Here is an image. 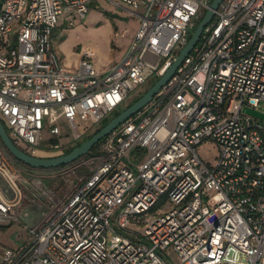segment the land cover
<instances>
[{
	"label": "built area",
	"instance_id": "obj_1",
	"mask_svg": "<svg viewBox=\"0 0 264 264\" xmlns=\"http://www.w3.org/2000/svg\"><path fill=\"white\" fill-rule=\"evenodd\" d=\"M89 1H1L0 119L30 154L82 139L163 75L213 0H108L138 19L122 60L98 70L86 48L72 70L52 33ZM262 102L264 0H222L165 84L101 141L102 162L50 197L52 215L3 246L0 264H264V119L243 111ZM204 140L216 163L200 156ZM11 160L0 140V170L18 190ZM14 206L0 193V222L17 219Z\"/></svg>",
	"mask_w": 264,
	"mask_h": 264
},
{
	"label": "rangeland",
	"instance_id": "obj_2",
	"mask_svg": "<svg viewBox=\"0 0 264 264\" xmlns=\"http://www.w3.org/2000/svg\"><path fill=\"white\" fill-rule=\"evenodd\" d=\"M88 3L89 9L86 14L82 18L74 17L73 24L68 23L69 13H62L58 17L59 22L52 33V44L61 62L72 70L78 69L81 55L86 48L93 52L92 61L98 70L121 61L138 24L137 17L130 13L127 6H116L108 0H90ZM204 14V12L200 14L198 21ZM122 29L129 31L125 35H116V31ZM149 85L146 82L139 84L135 90L130 92L126 102H132L142 95L149 89ZM125 106L126 104L119 110H123ZM259 107L264 109V102ZM90 131L92 129L87 130V132ZM78 141L62 144L61 149L52 150L40 147L36 151V155L54 156ZM100 147L101 143L96 144L89 153L70 161L72 164L54 166L53 168H33L20 163L11 155L16 164L11 160L9 167H12L16 172L18 190L11 179L0 170V193L3 194L6 201L15 203L14 213L18 217L10 222H0V245L15 248L27 242L29 239L28 228L42 226L55 210L50 197L54 202L63 200L72 192L83 176L102 162ZM197 150L204 160L216 163L218 149L215 142L204 140L198 145ZM86 158L93 163L82 164ZM161 203V201L157 202L150 214H157ZM127 227L142 233L144 224L129 221ZM163 254L165 257L177 259L176 254L170 252L169 249Z\"/></svg>",
	"mask_w": 264,
	"mask_h": 264
},
{
	"label": "water",
	"instance_id": "obj_3",
	"mask_svg": "<svg viewBox=\"0 0 264 264\" xmlns=\"http://www.w3.org/2000/svg\"><path fill=\"white\" fill-rule=\"evenodd\" d=\"M221 1L222 0H213L210 3V6L206 8L204 16L197 22L187 40V43L179 50L178 54L175 56L176 58L165 69L164 74L158 77L153 83H151L149 89H147V91L137 97L135 101L124 107V109L121 110L118 114L112 116L110 120L105 125L100 127L90 138L83 140L80 144L76 145L73 149L68 151V153L58 154L54 156H38L30 154L26 150L21 149L18 145H16L11 136L8 135L5 125L0 119V140L5 149L8 150L10 155H13L19 162L33 168H53L54 166L66 165L69 164L70 161L78 159L79 157L88 153L96 144V142L109 135L114 128H116L121 123H124L125 120H127L133 114L137 113L138 110H140L151 100L152 96L162 87L163 84H165L167 79L174 73V70L184 59V56L187 55L192 50L193 46L197 43V40L204 26L212 19L214 10L218 7ZM243 111L264 119V111H259L255 108L252 109L248 107H244Z\"/></svg>",
	"mask_w": 264,
	"mask_h": 264
},
{
	"label": "trees",
	"instance_id": "obj_4",
	"mask_svg": "<svg viewBox=\"0 0 264 264\" xmlns=\"http://www.w3.org/2000/svg\"><path fill=\"white\" fill-rule=\"evenodd\" d=\"M1 1H2V0H0V5H1ZM193 29H194V28H193ZM193 29H192V30H193ZM191 32H192V31H191ZM190 34H191V33H190ZM154 81H155V79H153V80L151 81V83H153ZM151 83H150V85H151ZM150 85H149V86H150ZM136 99H137V98H136ZM136 99L132 100V102L135 101ZM132 102L127 103L126 106L129 105V104H131ZM126 106H125V107H126ZM120 111H121V110H116L115 112L111 113L110 116H108L107 118H105L104 120L101 121V123L96 127V129H94V130L92 129V131H90V132H87V130H86V131L84 130V135H83V137H82V140H79V141H78L77 143H75L74 145H70V146H68V147L65 148L60 154L68 153V151H70L71 149H73L76 145L80 144L83 140L90 138L93 134L96 133V131H97L100 127H102L103 125H105V124L110 120V118H111L112 116L118 114ZM104 139H105V137L102 138L101 140H99L98 142H96V144L101 143V141H103ZM96 144H95L94 146H96ZM7 151H8V150H7ZM8 152H9V151H8ZM88 153H89V152H88ZM9 154H10V153H9ZM57 155H58V154H57ZM20 163H21V162H20ZM69 164H72V163L69 162ZM69 164H66V165H69ZM63 166H64V165H63ZM3 246H5V245H0V249H1Z\"/></svg>",
	"mask_w": 264,
	"mask_h": 264
},
{
	"label": "crops",
	"instance_id": "obj_5",
	"mask_svg": "<svg viewBox=\"0 0 264 264\" xmlns=\"http://www.w3.org/2000/svg\"><path fill=\"white\" fill-rule=\"evenodd\" d=\"M15 163V162H14ZM16 164V163H15ZM2 194V193H1ZM3 195V194H2Z\"/></svg>",
	"mask_w": 264,
	"mask_h": 264
}]
</instances>
